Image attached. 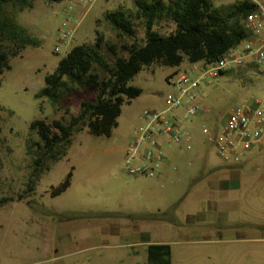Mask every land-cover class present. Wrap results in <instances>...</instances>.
Instances as JSON below:
<instances>
[{
  "label": "rangeland",
  "instance_id": "1",
  "mask_svg": "<svg viewBox=\"0 0 264 264\" xmlns=\"http://www.w3.org/2000/svg\"><path fill=\"white\" fill-rule=\"evenodd\" d=\"M236 1L214 0V4ZM32 3L25 8L12 3L0 5V22L11 20L37 42L27 45L18 56H11V68L0 73V199L10 198L0 207V264H131L135 259L143 264L146 251L141 250L136 258L132 257L128 248L118 245L119 238L111 232L119 224L133 226L136 221L129 215L158 209L166 211L181 199L169 216L185 220L197 212L209 215L212 211L209 202L223 195L216 185L219 176L212 172L214 166L223 165V160L214 146L207 143L202 133L204 119L200 116L188 123L192 130L191 149L184 142L163 145L170 162L165 163L160 177L134 176L123 165L125 149L134 130L145 122L143 111L167 109L166 97L177 90L173 84L177 73L191 65L185 60L176 67L158 63L143 67L131 80V84L142 88V93L122 105L118 125L111 134L94 135L87 126L76 131L67 154L58 161L47 160L33 184L36 142H40V137L30 128V123L38 118L49 123L57 119L68 122L80 113L82 102L95 101L97 96V91L80 88L65 93L58 103H53L47 97L37 96L46 76L73 47L94 43L97 31L105 39L103 52L112 63L116 56H127L126 47L134 38L121 34L106 21L105 15L119 8L134 13L136 7L133 0H33ZM66 18L72 20L69 28L73 34L64 41L61 29ZM155 27L168 35L176 24L163 19ZM135 29L136 40L144 44L142 19H135ZM14 44L10 39L4 42L7 49ZM253 69L247 66L231 70L203 82L201 103L207 107L212 123L226 120L253 97L263 95L264 72L254 74ZM253 170L248 163L243 174ZM69 171L72 175L68 189L51 194ZM262 171L264 168L255 170ZM249 193L252 191H227L223 196H248ZM260 204L258 198L239 201L230 209L231 215L264 222V210L255 207ZM169 230L170 234L161 236L170 241L181 237L175 234L176 229ZM230 245H214L215 264H264V251L250 252L240 259L243 252L237 257L224 254ZM173 247L174 264L189 262L180 253L179 244ZM190 261L202 264L201 256L193 255Z\"/></svg>",
  "mask_w": 264,
  "mask_h": 264
},
{
  "label": "trees",
  "instance_id": "2",
  "mask_svg": "<svg viewBox=\"0 0 264 264\" xmlns=\"http://www.w3.org/2000/svg\"><path fill=\"white\" fill-rule=\"evenodd\" d=\"M59 2L61 0H46ZM134 13L124 8L108 12V21L121 34L134 38L126 47L127 56H116L112 63L103 52V35L97 31L92 44L73 47L60 59L56 69L45 78L44 87L38 97H47L58 103L67 92L84 88L97 91L95 101L82 102L78 115L68 122L35 119L30 128L40 137L36 142L38 150L34 159V184L46 167L47 160L58 161L67 154L68 147L76 131L87 126L94 135H110L118 125L122 105L142 93V88L131 84V80L145 66L158 63L165 66H180L189 63H212L230 48L249 39L252 32L244 25L248 14L256 9L250 0H237L227 5L216 6L214 0H133ZM33 0H0L19 8L31 7ZM135 19H142L145 26V43L136 40ZM175 22L176 28L168 35L160 33L156 24L160 20ZM15 43L7 49L5 40ZM37 42L23 28L8 20L0 22V73L11 68V56H18L27 45ZM229 72V71H226ZM106 76L102 77L101 74ZM45 161V162H44ZM41 165L40 168L38 166ZM72 172L51 194H60L71 184ZM22 198V196H20ZM10 198H1L0 207ZM177 204L166 211H157L148 217L156 220L171 218ZM148 264H171L169 244L148 246Z\"/></svg>",
  "mask_w": 264,
  "mask_h": 264
},
{
  "label": "built area",
  "instance_id": "3",
  "mask_svg": "<svg viewBox=\"0 0 264 264\" xmlns=\"http://www.w3.org/2000/svg\"><path fill=\"white\" fill-rule=\"evenodd\" d=\"M256 9L248 14L244 25L252 35L227 50L212 63H192L177 73L173 82L176 92L166 97L168 108H147L142 116L145 122L136 128L125 149L124 168L129 174L146 178H158L166 162H170L163 145L181 144L192 148L189 122L207 113L201 103L202 84L220 77L224 72L252 66L253 73L264 72V0H250ZM71 19L63 21V40L71 38ZM59 50V46L56 47ZM204 120L202 133L211 143L216 154L227 164L250 161L256 170L264 168V93L234 110L224 121Z\"/></svg>",
  "mask_w": 264,
  "mask_h": 264
},
{
  "label": "crops",
  "instance_id": "4",
  "mask_svg": "<svg viewBox=\"0 0 264 264\" xmlns=\"http://www.w3.org/2000/svg\"><path fill=\"white\" fill-rule=\"evenodd\" d=\"M247 66L252 67L251 64ZM199 116L204 120L210 118V115L205 113ZM197 154L200 155V149ZM248 163L251 162L246 161L242 164H227L223 162V165L212 168V172L219 176L217 182L216 180L215 182L220 194L224 195L227 191H252L248 196H245V194L232 197L222 195L217 201L213 200L209 202L212 206H209L210 210L212 208V211H209V215L197 212L196 214H189L185 220L177 216H171V218L165 220H156L148 217L149 214L157 211L129 215L132 220L136 221L133 222L134 225L119 224L116 230L111 231L112 235L119 238L120 242L118 245L128 248L134 258H136L141 250L146 251L147 258L143 264H148V246L151 244H169L171 246V264H174L173 244H179L181 247L180 253L188 257L189 262H185L184 264H191L190 259L193 255L201 256L202 264H215L213 258L215 257L214 251L217 249H215L214 245L221 243L232 244L228 246V249L224 253L225 255L237 257L238 253L243 252L244 256L242 257L241 255L240 259H244L250 252H263L264 222L258 219L256 222H253L249 218L240 219L235 214L231 215L230 211L234 207V204L239 201L247 202L257 200V198L261 204L255 207L258 210H264V171L256 173V169L251 163L254 170L252 173L250 172L245 175L243 174V169ZM180 202H176L175 204L179 206ZM158 211H161V209H158ZM191 218L193 220L195 218L196 222H190L189 219ZM164 225H168V229H164ZM169 228L176 229L175 234L181 237L176 238L174 241L162 237L161 234H170ZM188 259L185 261H188ZM131 264H139V262L135 259Z\"/></svg>",
  "mask_w": 264,
  "mask_h": 264
}]
</instances>
